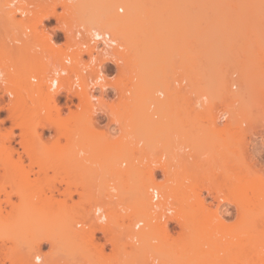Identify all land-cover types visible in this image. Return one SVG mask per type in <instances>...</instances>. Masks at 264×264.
I'll return each mask as SVG.
<instances>
[{
	"label": "rangeland",
	"instance_id": "374dc122",
	"mask_svg": "<svg viewBox=\"0 0 264 264\" xmlns=\"http://www.w3.org/2000/svg\"><path fill=\"white\" fill-rule=\"evenodd\" d=\"M8 1L9 0H0V31H2V34L12 26L16 27L20 33L25 27H31L38 23L39 14L37 17L35 16V18H17L15 12L5 8V5H3L4 2L6 4ZM26 1L36 2V10H38L40 3L42 4L41 7L47 6V9L52 8L53 11L55 10L54 12L59 14L62 20L65 21V23L63 22V26L69 35L72 34L76 25L83 24L78 21V23L71 22L70 24L72 27L67 25L70 19L63 5H60L63 0ZM129 1L133 4L132 8L134 7L133 10L136 12H134L137 18L135 19V22L137 21L136 25L140 20L138 24H142L143 28L147 24L145 29L148 28L150 31H148V29L146 30L149 32V35L152 34L154 37L151 36L154 46H149L151 48L150 50L144 46L147 48V51L145 50L143 54H140L142 53V51H140L138 55H134L133 52V54L130 53L129 46L125 44L119 35H114L108 29H102L108 31L123 46L121 52H123L125 58L126 56L130 57L129 55H131L132 58V55H134L135 58L137 55L141 62L138 61L140 64L138 65L136 60L135 65H130L129 62L123 59L118 66V80L122 84L121 91H130V95L124 92L121 93V97L119 96L118 108L119 112L122 113L120 116H123V118L116 121V123H119V127L122 130L128 132L131 140H133V138L137 139V137L143 138L146 152L149 157H159L164 154L167 160L174 164V166L170 168L174 178L184 182V185L191 186L192 184L193 187L191 188L194 191L191 192L192 189H188L190 190V195L187 197L186 202H184L186 198L185 200L183 199L185 195L182 197L176 196V198L181 200L180 203L177 199V211H179V214L182 212L184 213L182 216L185 220L194 223L196 231H194V228L193 232L185 234L182 240L179 237L182 236L180 232L187 231L188 228L179 231L175 243L168 246L173 248L158 247L146 249V247L138 246L136 248L140 249V255L136 251V254L139 256L133 257L134 259L130 258L131 255H135L134 253L132 254L133 250L131 248L132 252L131 250L123 249L126 260L128 261H124V264H152V260L155 259L158 260L157 264H209L210 245L208 238L210 236V227L208 226L209 222L207 220H209V217L207 218V216L208 212L216 210V204L218 203L216 200L212 199V193L208 194L203 186L218 187L222 180V172L226 160L225 155L228 149L242 150V148L244 149L246 147V149L250 150L249 152L252 155H254V152H260V158L258 156L254 160L258 159L257 161L262 163L264 160V0ZM107 3H109L107 0H88V6H90L91 10H100V8H103L108 14L115 15L118 18H122L127 14L128 9L126 5L115 3L112 4V6H108V8ZM23 4L25 3L22 2V6ZM120 8L123 9V12L118 10ZM59 10H61L60 13L57 12ZM44 24L54 25L53 18L50 17ZM141 30L143 29L141 28ZM141 32H138V34ZM150 32L152 33L150 34ZM28 43L29 42L25 41L26 45ZM140 47L141 46H138V50L141 49ZM3 54L5 55V52ZM23 69L24 74L27 75L29 72L27 64L24 65ZM244 73L248 81L244 83L246 86H244L245 89L243 88L244 93L241 94L243 96H240L239 92H241L240 89L242 88L240 87V79L244 76ZM140 76H144L146 79ZM159 92H163V96H159ZM125 95L128 96L126 100ZM154 96L155 100L153 99ZM150 104H153L154 107H151ZM20 106H23V108L21 107L22 110L26 109L24 105L21 104ZM21 108L19 107V112H21ZM141 109H145L146 112L141 111ZM223 112H227L228 116L226 120L221 123L219 118ZM89 115L90 112L87 111L80 118H72L68 121L69 123L66 122V125L63 124L65 127H61V125L50 126L49 124H45L46 126L44 127L43 124H40L38 126L36 125L34 128L28 127L31 131L28 128L21 130L23 132L26 130L27 132L28 129L30 131L28 133H33L35 131L34 135H32L34 137L32 138H36L35 140L40 144H42L41 140L44 139V136L37 131L38 128L41 130L48 128L49 131L54 133L56 138L58 136L57 134L61 136L65 129L67 132L65 135L66 138L73 139L75 133L86 131L92 127ZM154 115H156V117ZM227 128L230 129V133H232L231 136L230 133L226 134L227 132H224ZM246 128L248 129L247 131ZM151 129H154L151 133L147 132V130ZM21 130L15 127L12 128L11 121L7 118L6 110H0V136L4 135L5 132H9L12 135L11 142L14 143L15 140H18V144H20L19 141L21 137H24ZM26 132L24 133L26 134ZM43 132L44 134L47 133V131ZM5 142H3L4 145ZM0 144H2V142H0ZM9 148H11V146H9ZM33 154L35 160L37 159L38 162L40 161L42 163L43 161L47 162L48 157L53 155L51 153L45 154L42 150L36 151ZM18 155L24 158L22 163L25 168H23L22 171L29 170L28 164L31 160L27 157L24 150L18 152ZM16 156V153L12 154L13 159H15L14 157ZM251 157L246 158L248 160V158L251 159ZM2 158L3 155L0 159ZM35 165L36 163L30 167V169L32 168V172H34L29 174L28 178H30V180L21 179L23 181L20 182V180H18L20 177H17L18 179H4L5 184L3 186L5 192L0 193V199L2 200L1 206L3 207L2 212L0 211V239H3V245L8 244L12 249L20 248L24 251H28L30 247H33V250L36 248L41 255L48 256L53 264H98V262L101 264L103 260L97 258V256H99V250L88 247L87 250H85L86 252L88 251V253H82L84 249L82 252L78 250L77 248L79 246H75L72 240L67 239L66 234L58 236L60 240H56L55 243L52 242L50 244L49 242H41L39 245L34 244V240L31 237L32 234L29 238L19 237L18 233H24V228H26V226H15L14 223L18 221L13 215L15 211L11 210V207L6 204L3 199L6 196V192L15 188H21L20 190H23L21 194L23 195L24 193L23 197L20 198L19 196L21 195L17 196L11 193V200L14 203H19L21 199H25L27 202V206H25L28 207L29 211H32V209L29 208V205H32V203L37 208L43 203L41 200L45 198L43 196L45 191L40 195L41 197L43 196V199L41 198L39 200H37L39 196L34 194L36 192L31 193V177L36 179L38 175L41 176L42 174L37 165L38 168L37 170L35 169ZM48 170L46 171L47 174ZM130 170L133 171L134 169L131 168ZM13 171L14 170L11 169L10 174L13 175ZM2 172L3 169H0V173ZM242 174V180H246L250 177L246 172ZM167 175L168 174H165L161 180H156L154 184H174L175 182L172 183L167 179ZM155 176L160 177V174L156 173ZM42 177L44 178V176ZM45 178H48V176ZM38 183L40 186V181ZM43 184L41 183V185ZM143 185L132 186L140 188ZM184 185L181 186V188H185L186 186ZM45 188L46 186H44V189ZM121 188L123 190L127 189V193L139 195L136 193V189L134 190L132 187L129 188V186H127V188H124L121 186ZM185 189L187 190V187ZM197 190L198 194L196 193ZM31 194L35 195L32 197V203H30ZM196 194L199 196L200 201L197 200L198 197ZM213 194H215V192H213ZM202 197L204 202H201ZM197 201L203 203L204 208L201 203V207L198 206L199 202L197 203ZM179 208L181 209L179 210ZM36 210L39 211L40 207ZM31 215H33V213H31ZM28 216H30V214H28L27 217ZM50 216L52 217V215ZM45 219L48 220L46 216ZM229 219L234 220V217L232 216L228 218V220ZM50 220L55 222L54 225L56 224V220L54 221L52 218ZM35 222L36 221H34V223ZM61 223L58 222V224ZM4 224H6V226ZM7 224H14V226ZM37 225H39V223ZM40 225L35 226V224H29L27 227L29 230L34 229L35 233L37 228L39 230H44L43 236L49 234L45 230V227L43 228L42 225ZM20 228H23V230L15 232L16 229ZM57 228H59V230L55 229L57 233L59 231H64L62 229L63 227ZM29 230L27 231L31 232ZM190 230L192 231L191 228ZM51 231L54 232L53 227ZM237 232H241L238 235H245L240 228L235 230V232L233 231V233ZM255 232L257 235L255 239H258V241L260 240L264 246V223H259L256 226ZM2 233L5 236L3 238H1L3 235ZM215 236L219 238L220 234L217 232ZM178 238L181 241H179ZM251 239L253 240V238ZM255 239L252 241L253 243ZM63 240H66V243ZM37 242L39 243V240ZM260 242H258L259 245ZM255 243L254 244L257 245V241ZM64 244L69 246V248H67V246L64 247ZM29 245L31 246L29 247ZM220 245L221 242L218 241V246ZM262 245L260 247L257 245L256 254L260 252L259 255L262 253L263 256H259L260 261L257 264H264V249L261 248L263 247ZM89 248H91L92 251H89ZM136 248L133 249L136 250ZM221 248L220 246L219 252L217 251V256L223 257L224 255V262H226V264H233L228 260L225 250L222 252L220 250ZM94 250L96 252H93ZM102 251L105 252L106 250ZM104 252L101 253L105 256L108 255V257L106 256L107 258H105L106 261H104L105 264H107V260H112L114 255L111 254V250L108 253ZM241 254V257L245 255V253ZM109 257L112 259H109ZM248 257L249 256H246L245 258ZM245 260H249V258ZM245 260H242L243 264H249L250 261L245 262ZM254 260H257V258L255 257V259H252V261ZM112 263H114V261ZM219 264L222 263L220 262Z\"/></svg>",
	"mask_w": 264,
	"mask_h": 264
},
{
	"label": "built area",
	"instance_id": "2783aa9c",
	"mask_svg": "<svg viewBox=\"0 0 264 264\" xmlns=\"http://www.w3.org/2000/svg\"><path fill=\"white\" fill-rule=\"evenodd\" d=\"M22 2L25 3L23 6ZM36 7L34 1L14 0L8 9L15 12L17 18L29 19L35 18ZM49 18L25 27L20 33L14 26L4 34L0 31L1 104L25 101L27 108L36 113L39 103L44 102L51 116L62 124L90 112L92 127L75 133L73 139L66 138L65 129L56 138L48 128H38L37 131L44 136L42 144L34 138L28 141L27 145L33 152L43 150L53 154L45 163L49 169L45 180V200L49 204L62 200L65 210L61 212L73 215L79 221L77 228L86 231L95 226L91 224L92 220L102 218L103 230H95L92 238L77 241L75 245L79 247H101L108 253L115 247L130 249L173 245L178 232L185 229L177 211L178 202L175 196L162 197L154 183L161 180L174 164L164 154L149 157L143 138L131 136V140L128 132L116 123L123 118L118 98L121 93H130L121 91L122 84L118 80V66L122 60L119 59L121 55L115 52L121 53L123 46L108 31H88L83 25L76 26L69 35L59 14L51 17L54 25L44 24ZM25 41L29 43L26 45ZM25 64L29 70L27 75L23 69ZM25 79L30 89L24 90ZM141 111L146 112L145 109ZM227 116V112H223L220 122L223 123ZM57 166L59 172L54 171ZM131 168L134 170L130 171ZM156 173L160 177H156ZM59 179L77 184L76 188L71 187L74 192L70 197L61 194L65 184L58 183ZM146 182H152L148 188L152 207L148 216L142 215V219L138 215L141 209L139 195L127 193V189L123 190L121 186L127 188ZM82 184L89 194L86 197L81 194ZM107 184L114 187L110 188L113 193L101 194L102 186ZM110 214L112 221H109ZM143 229L147 234L143 240L127 235ZM0 244L4 248L2 241ZM16 250L14 264H25V251ZM152 261V264L158 262L157 259ZM0 264H11L3 259L1 251Z\"/></svg>",
	"mask_w": 264,
	"mask_h": 264
},
{
	"label": "bare ground",
	"instance_id": "6f19581e",
	"mask_svg": "<svg viewBox=\"0 0 264 264\" xmlns=\"http://www.w3.org/2000/svg\"><path fill=\"white\" fill-rule=\"evenodd\" d=\"M13 2H14V0H10L6 4L4 2L3 5H5V8H9L13 4ZM107 2L110 3V4L107 3V7L108 6H112V4H115V3L126 5V7L128 9L127 10V14L124 17H122V18H118L115 15L108 14V12L105 9L103 10V8H100V10H91L90 6H88L89 5L88 4V0L87 1L86 0H63L62 4H60V5H63L64 9L67 12V16L70 19V20H68L69 24H67V25H70V27H72V25L70 24L71 22L72 23L73 22L74 23L75 22L78 23V21H80L83 24H85V25H83V24L82 25L85 26L88 31H92V30H96V29H98V30H100V29L101 30L102 29H106L107 30L108 29L114 35H116V34H117V36L119 35V37L125 42V44L129 46L130 53L133 52L134 55L135 54L138 55V53L140 51H142V53H140V54H143V52L145 50L147 51V48H148V50H150L151 49L150 47L154 46L153 45L154 42H152L154 37L151 34L152 32H150L151 35H149L148 31H150V30L148 28H146V29H148V31L145 29V26L147 24L146 25L143 24V25H145L144 28H143L142 24H138L141 20L140 21L138 20L139 22L136 25L137 21L135 22V19H137V18H136V14H135L136 12L133 10L134 7L132 8L133 4L129 0H107ZM27 5H28V3H27ZM41 5L42 4L40 3V6H38V10H36V13H37L36 17H37L38 14L40 15L39 16V21L43 20L44 18L48 19L49 17L55 16V12H54L55 10L53 11L52 8L47 9V6L46 7H41ZM9 13H10V11H9ZM37 20H38V18H37ZM61 22L65 23V21L62 20V19H61ZM137 26H139V27H137ZM140 27L143 30H141ZM141 31H143V32H141ZM138 32H141V33L138 34ZM136 34H138V35H136ZM150 41H151V43H150ZM138 46H141L140 50H138L139 49ZM144 46L147 47V48H145ZM143 48H145V49H143ZM115 53H116V55L120 54L122 58L119 57V59L126 60L127 62H129L130 65H135L136 64V60H137L138 65H140L139 64L140 60L138 59L139 56H137V55H136L137 58L136 57L134 58V55H132L133 58L131 57V55H129L130 57L126 56V58H125V56H123V52L118 53V51H117ZM141 61H143V60H141ZM146 64H147V62H146ZM138 65H136V66H138ZM140 71H143V70H140ZM140 77L144 78V76L143 77L140 76ZM144 79H146V78H144ZM241 79H240V82H241V86L240 87H242V88L240 89L241 92H239V93H240V96H243L241 94L244 93V89H245L244 86H246V84L244 85V83H247V81H248L245 73H244V76H242ZM25 81H26L25 82L26 84L24 86V90H27L28 88L30 89L31 87H29V84L27 83L26 79H25ZM178 97H179V95H178ZM127 98H128V96L125 97V100ZM154 98H155V96L153 97V99ZM166 98H167V96H166ZM10 103H6V104H1L0 103V110H2V109L6 110L7 118L10 119L11 124H12V128L15 127V128H18V129L21 130V129H26L28 127L29 128L30 127L34 128V127H36V125L38 126L40 124H43L44 127L46 126L45 124H49L50 126H53V125L54 126H60L61 125V127L63 126V124H61L62 122H60V120L55 119L54 117L51 116V114L48 111L47 107L44 105L45 104L44 102H40L39 103L40 107L38 108L36 113H34L33 111H31L29 108L26 107L27 104L25 103V101H23L20 104H16V102H12L11 104ZM21 104L24 105V107L26 108V109L24 108L25 110H22L23 106H20ZM87 104H88V100H86V102H85V105H87ZM19 107L20 108L22 107L20 109L21 112L18 111ZM22 111H23V113H22ZM84 111H86V109ZM18 112H19V114H18ZM67 123H69V122L67 121ZM42 126H39V127H42ZM258 126H260V125H258ZM63 127H65V126H63ZM28 129H27V132H26V130L24 131V132H26V134L21 130L22 133H23L22 135H24V137L20 134L23 138L20 136L22 140L20 139V141H19L20 145L24 148V152L26 153L27 157L31 160L30 163L28 164L29 170H27V171H22V169L25 168V167H24V164L22 163V159H21V157L19 155H18L17 159H13L12 158V154H13L14 150L9 148V146H11V140H12L11 133H9V132L6 133L5 132L4 135L0 136V139H1L0 142H2V144H3V145L0 144V157H2V155H3V158L0 159V169H3V172L1 173V176H0V193L5 192V189H4L3 185L5 184L4 179H6V178H13L14 179V178H17V177L19 178L20 177V179L17 178L18 180H20V182L25 180V179H27V180L29 179L30 180V178H28L29 174L30 173H34V172H32V168L30 169V167H32V165L36 163V165L39 167V171H41L42 174H41V176L38 175L40 177H38L36 175L37 178L35 176V178L38 179V180H36L33 177H31L32 178L31 179V183L32 184L34 183L33 185L31 184V188H32L31 193L36 192L34 194L36 196H39V197L38 198L34 197V198H37V200H39L41 198L43 199V196L45 197V194L42 197L40 195H41V193L43 194V192L45 190L44 186L47 187V182H44V181L46 180L45 177L48 176V174L46 172L48 170V167L45 164L46 162H44V161H43V163L40 162V161L38 162L37 159H36L37 160L36 161L34 156H33L34 152L28 147V145H27L28 141L31 140L32 137H34L32 135H34V132H35V131L34 132L32 131L33 133H28V132L31 131L30 129H29L30 131ZM62 129H64V128H62ZM153 130L152 129L151 130H147V132L151 133ZM247 130L248 129L246 128V131ZM246 131H245V133H246ZM57 132H59V131H57ZM224 132L225 133L227 132L226 134H228V133H230V129L227 128L226 131H224ZM57 135L60 136L59 134H57ZM231 135H232V133H230V136ZM36 137H37V135H36ZM34 139H36V138H34ZM3 142H5V145H4ZM24 146L30 151L28 152ZM249 151L250 150L246 149V147L244 149L242 148V150L241 149H239V150H236V149H230L229 150L228 149L227 153L225 155L226 156V160H225L224 167H223L222 180H221L220 184L218 185V187L217 186L216 187L215 186H209L208 187V186H205V185H204L205 187L203 186V188L206 190V192H208V194L212 193L211 194L213 196L212 199L216 200V202L218 203V204H216L217 206L215 205L217 207L216 210L208 212V216H207V218L209 217V220H207V221L209 222L208 226L210 227L209 228L210 229L209 230V235L210 236L208 238L209 245H210V249H209V251H210L209 264H219L220 262L222 264H226V262H224V258H225L224 255H223V257H219V255L217 256V251L219 252V247L220 246L222 247L220 250L222 252H223V250H225V253L228 256V260L231 261L233 264H243L242 260L244 261L245 259H248V258H249V260H245V262H249L250 261L249 264H257V263H259V261H260L259 259L262 256V253L260 254L261 256L259 255L260 252L259 253L257 252L258 254H256L257 245H258V247H260L262 245V243L260 242V240L258 241V239H255L257 237L255 231H256V226L259 223H264V160H263V163L262 162H258L257 161L258 159L254 160L258 156L260 158V156H261L260 152L259 151H257V152L253 151L254 155H252ZM44 153L47 154L45 151H44ZM251 155H252V157H251ZM45 156H47V155H45ZM246 157H251V159L248 158V160H247ZM11 169L14 170L13 171V175L10 174L11 173L10 172ZM36 170H37V168H36ZM59 170H60L59 166L54 168L55 172H59ZM164 172H165V170H164ZM244 172H246L248 175H250V177L248 179H246V180H242V178H243L242 177V175H243L242 173H244ZM37 174H39V173H37ZM166 174H168L167 175V177H168L167 179L170 182H172V183L175 182V183L174 184H168V183L166 184L165 183V184L155 185L156 187H158L162 197H164V196H166V197L175 196V198H176V196L182 197V196L185 195L183 199L185 200V198H186V200L184 201V202H186L187 201V197H189V195H190L189 191L192 189L191 187H193L192 184H191V186H189V185L187 186V185H184V182L180 181L177 178H174L173 177V173H172L170 168H168L166 170ZM42 176H44V178ZM21 179H23V180H21ZM32 180H33V182H32ZM35 181H36V183H35ZM39 181H40V186H39V183H38ZM41 183L42 184L44 183L43 184L44 186L41 185ZM58 183L65 184L63 190L61 191V194L64 195V196H69L70 197L71 193L74 192V191L71 190V187H75V188L77 187V184L72 182V181H70V180L59 179ZM150 185H152V182H146L143 186H141L142 188L141 187L140 188H135L134 186H129V188L132 187V188H134V190L136 189V193L139 194L138 197H139V203H140V208H141L139 210V212H141V213L138 212V215L140 216V218H142V215H144V217H147L148 214H149V211L151 210V207H152L151 203L149 202V198H148V188H149ZM183 185L187 187V190L185 189L186 187L185 188H181V186H183ZM81 186L83 187V191L81 192V194H84V196L86 197L87 195H89L88 193H86L87 192V190H86L87 188L83 184ZM33 187H35L36 189L33 188ZM123 187L126 188L125 186H123ZM194 187H196V186H194ZM110 188H114V187H111L108 184L102 186L103 192L101 194H112L113 192L110 191ZM189 188H190V190H188ZM20 189L15 188V189H13V190H11L9 192H6V196L3 199V201L11 207V210L15 211V214L13 213V215L15 216V219L16 218L18 219L17 223H14L15 226H18V225H21V226L25 225L26 226V228H24V231L26 233L25 232L24 233H22V232L18 233L20 238H23V237L29 238L31 236V234H32L31 237L34 240V244L39 245L41 242H49L51 244L52 242L55 243L56 240L57 241L60 240V239H58L59 238L58 236L66 234L67 235V239L72 240V242H74V244H75L77 241L87 240L86 239L87 237L92 238L93 237V233H94L95 230H99V231L103 230L104 226L101 223L102 218H100V217H97V218H95V220L91 221V224H93L95 226L92 227L91 229H89L88 231L83 230L82 228H77L76 225H77V223L79 221H76V219L74 218L73 215H71L69 213L61 212V210H63V211L65 210V207L63 205L62 200H57L56 203L49 204V202H47L45 200V198H44L43 200H41V202H43V203L40 206H38V208L40 207V210L38 211V210H36L38 208L32 203V201H33L32 197L35 196V195L31 194L30 195V197H31L30 198V200H31L30 203H32V205H29L30 206L29 208L32 209V211H29L28 207H26L27 206V202H26L25 199L24 200L21 199L19 201V203H14L11 200V193L16 194L17 196L21 195V196H19L20 198L24 196V193H23V195L21 194L23 192V190H20ZM33 189H35V190H33ZM192 191H194V190L192 189L191 192ZM211 191L215 192V194H213V192H211ZM117 192H120V190L117 191ZM197 192H198V190L196 191V193ZM197 194H196V196H197ZM194 196H195V194H194ZM197 197H198L197 200H199V196H197ZM200 198H201V196H200ZM176 199H178V198H176ZM180 201L181 200H179V202ZM199 201H197V203ZM1 202H2V200L0 199V211L2 212L3 207L1 206ZM201 202H204L203 197L201 199ZM201 202H199V204ZM209 203H210V201H209ZM187 204H188V202H187ZM189 204H191V203H189ZM199 204H198V206H200V207H201V204H202V206L204 205L203 203H201L200 205ZM211 204H212V201H211ZM97 205H99V204H96V206ZM192 205H193V202H192ZM47 207L49 209H47ZM186 207H188V206H186ZM203 208H204V206H203ZM220 208H222V209H220ZM180 209L181 208H179V210ZM43 210L46 211V212H44ZM51 212H53V213H51ZM31 213H33V215H31ZM28 214H30V216L27 217ZM180 214H181L180 217L183 218V219H181V221H182V223L184 225V228L185 229L188 228L187 229L188 232L187 231H183L185 229L181 230V231H183V232H180V233H182V236H179V237L182 240V239H184L183 236L185 234H189L190 232H193V229L195 227H194V223L192 221L190 222V221L184 219V217L182 216V215H184L183 212L180 213ZM50 215H52V217ZM14 216H12V217H14ZM45 216H46V218L48 220L45 219ZM232 216L234 217V220H230V219L228 220V218H231ZM50 217L54 221L56 220V224L55 225H54L55 222L50 220L51 219ZM111 217L112 216L110 214L109 219ZM28 218H30V219H28ZM57 218L60 219V220H58ZM27 219H28V224H27ZM32 219L34 221H36V222L34 223V221ZM22 220H23V222H22ZM42 221H43L44 224L42 223ZM48 221H49V223H48ZM109 221H112V219H110ZM58 222L61 223V224H58ZM186 222H187V224H186ZM38 223H39V225L42 223L43 224V225L41 224L42 227L43 228L45 227V230L49 234H45V236H43V234H44L43 232H45L44 230H41V229L39 230L37 228L36 229V233H35L34 229L33 230L32 229L29 230L28 227H27L29 224H35V226H39V225H37ZM14 224H7V225L14 226ZM4 225L6 226V224H4ZM47 226L50 227V228H48ZM56 226L57 227H63L62 229L64 231H59L57 233L55 229L59 230V228H57ZM7 227H9V226H7ZM52 227H53V231L54 232L51 231ZM190 228L192 229V231L190 230ZM239 228L241 229V231L243 233H245L246 237H245V235H238L241 232L240 233L239 232L233 233V231L235 232V230H237ZM19 230L22 231L23 228L16 229L15 232L19 231ZM27 230H29L31 232H28ZM4 231H9V230H4ZM32 231H34V232H32ZM194 231H196V228L194 229ZM217 232H218V234H220L221 238L220 237L217 238L215 236L217 234ZM26 235H28V236H26ZM127 235L129 237L135 238L136 240H143V238L147 234H146V231H144V229H143L140 232H133V231L129 232ZM226 235H227V237H226ZM250 236H252V237H250ZM3 237H5L4 234L2 235L1 238H3ZM243 238H244V240H243ZM251 238H253V240ZM180 239H179V241H181ZM222 239H223V241H222ZM254 239H255V242L257 241V245H255L256 244L255 242H254L255 244L252 242V241H254ZM2 240L3 239H0V241H2ZM38 240H39V243L37 242ZM63 241L66 243V240H63ZM218 241L221 242L220 246H218ZM258 242H260V245H259ZM31 245H29V247ZM66 246L67 245L64 244V247H66ZM4 247H6V248L4 249L0 245V251H1L3 259L9 260V262L11 264H14V262H13L14 253L16 251H18V250L12 249L8 244L4 245ZM67 248H69V246H67ZM133 248L135 249L136 247H133ZM133 248H131L133 250V252H132L131 249H128V250H131L132 254L133 253L135 254L134 256H132L131 253H130V255H131L130 258H132V259H134L135 257L140 255V253H139L140 249L136 248V250H134ZM161 248H173V247H161ZM261 248L264 249V246L261 247ZM261 248H259V249H261ZM77 249L81 250V252L84 249V252H82V253H85L86 252L85 250H87V248H84V247L83 248L78 247ZM95 249L99 250L98 254L101 257L100 258L99 256H97V258L103 260L101 264H105L104 261H106L105 258H107L108 255H106L107 256L106 257L105 255L102 254L104 251H102L103 249L101 247H96ZM88 250L92 251L91 248H89ZM26 251L27 250H25V252H23L24 256H25L23 258H26L25 264H37V257L40 258V260L42 261V264H53V262H51V260H50V258L48 256L46 257L44 255H41L37 251L36 248H34V250H33V247L32 248L30 247L29 250L27 252ZM111 251H112L111 254H113L114 257H113V259L109 257V259H112V260H110V261L107 260V264H109V263L110 264H124V261L128 262L126 260V255H124L125 253L123 252V249L115 247ZM113 251H114V253H113ZM136 251L139 253V255L136 254ZM93 252H96V251L94 250ZM86 253H88V251ZM241 253H245V255H243L241 257V255H242ZM95 254H97V253H95ZM100 254L105 256V257L101 256ZM257 255H258V257H257ZM246 256H249V257L245 258ZM243 257H244V259H243ZM255 257L257 258V260L252 261V259H255ZM111 261L112 262L114 261V263H112ZM256 261H258V262H256ZM98 264H100V263L98 262Z\"/></svg>",
	"mask_w": 264,
	"mask_h": 264
},
{
	"label": "flooded vegetation",
	"instance_id": "af4514ba",
	"mask_svg": "<svg viewBox=\"0 0 264 264\" xmlns=\"http://www.w3.org/2000/svg\"><path fill=\"white\" fill-rule=\"evenodd\" d=\"M25 147V146H24ZM26 148V147H25ZM11 149H13L14 151H13V153H16V157H14L15 159H17L18 158V152H20V151H22V150H24V148L20 145V144H18V140H15L14 141V144L13 145H11ZM26 150L29 152L30 150H28L27 148H26ZM21 157V159H22V162H23V156H20ZM1 174V173H0Z\"/></svg>",
	"mask_w": 264,
	"mask_h": 264
},
{
	"label": "clouds",
	"instance_id": "9594fccd",
	"mask_svg": "<svg viewBox=\"0 0 264 264\" xmlns=\"http://www.w3.org/2000/svg\"><path fill=\"white\" fill-rule=\"evenodd\" d=\"M119 11H121V12H123V9L122 8H120V9H118ZM2 73H0V77H2ZM158 95H160V96H163V93H158ZM81 155H83V153H81ZM99 211V210H98ZM37 264H42V261L40 260V258L39 257H37Z\"/></svg>",
	"mask_w": 264,
	"mask_h": 264
}]
</instances>
